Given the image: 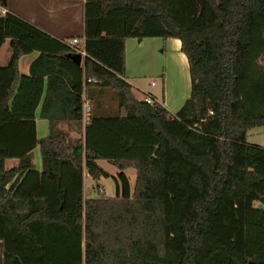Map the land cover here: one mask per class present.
Wrapping results in <instances>:
<instances>
[{"label":"trees","instance_id":"16d2710c","mask_svg":"<svg viewBox=\"0 0 264 264\" xmlns=\"http://www.w3.org/2000/svg\"><path fill=\"white\" fill-rule=\"evenodd\" d=\"M84 1V66L64 41L0 15V48L11 40L0 66V264H264V146L248 141L264 126V0ZM149 37L180 39L188 58L191 94L176 113L153 94L137 99L126 80V40ZM46 76L50 131L38 138ZM89 82L116 91L125 114L91 107L72 144L55 122L84 119ZM99 159L120 169L116 195L85 199V168L109 176Z\"/></svg>","mask_w":264,"mask_h":264},{"label":"crops","instance_id":"0c3cea01","mask_svg":"<svg viewBox=\"0 0 264 264\" xmlns=\"http://www.w3.org/2000/svg\"><path fill=\"white\" fill-rule=\"evenodd\" d=\"M31 5L29 6L26 13L19 12L20 8H18L17 4H14L12 0H5V6H2L6 8L8 11H11L18 16L22 17L23 19L29 21L33 25L37 26L42 31L50 34L51 36L60 39L71 46L72 49L76 52L75 49L80 48L84 42H85V23H86V13H85V1L79 0V1H69V0H30ZM78 38L80 41V44H73V39ZM154 38L157 37H149L144 39H137V38H128L126 40V80L132 85L133 92L137 99L143 100L144 98H140L138 93H136V90L142 91L143 88H141L140 84L138 83V76L145 73L144 66L141 65L143 62L141 60H138L136 64V58L133 55L137 49L141 51V48H147L153 44H156L157 41H149V40H156ZM170 42L175 45L176 49H180V59L183 62L188 63L187 56L181 51V40L177 38H169ZM10 39H7V41L3 44V46L0 48V66L6 65L10 59L11 56V47H10ZM8 46L6 52L4 55H2V49ZM40 52L34 51L28 54H24L20 57L18 66H19V72L23 75H28L31 72V65L32 63L39 57ZM85 59H82V63L80 66H84ZM146 67V66H145ZM130 78H135V81H131ZM47 79L48 76L45 77V87L44 90V96L42 98V102L39 104V106L36 109V126H37V136L38 138H44L48 135L50 131V121L42 116V109L43 104L45 100V96L47 94ZM84 86H86L87 82L86 79H84ZM90 85L88 87H85V93L84 98L87 93V88L91 90V94L94 97L96 101V106L98 110L93 111L95 114L99 116H106L103 115L101 110H106L108 108H111V104L108 103L107 96L108 92L110 91V88L107 87H101L95 82H89ZM156 85H152L151 87L154 88ZM154 90V89H153ZM148 92L154 95L156 97L157 101L159 102V98L157 97L156 93L154 94L153 91H144ZM145 93V94H148ZM49 94H52V91H49ZM161 103V102H160ZM54 105L51 106V111L57 110L62 106V103L59 101H55L53 103ZM99 104V105H97ZM96 108V109H97ZM125 112L121 113L120 115H124ZM88 119L84 117L82 121H69V120H58L55 122L56 128L58 132L65 134L67 137V140L75 144L78 140H83L85 138V126ZM40 125L43 127V131H47V134H44V136L40 137ZM9 160V159H8ZM7 160V161H8ZM34 160V158H33ZM104 159L97 160V163L105 170L107 171L102 165L101 162ZM19 163V161H18ZM18 163L14 164L13 166L18 165ZM7 164V162H6ZM34 167L38 170H42V162L41 166L39 168L36 167L34 161H33ZM7 166V165H6ZM12 166V167H13ZM9 168V167H8ZM11 168V167H10ZM108 172V171H107ZM109 173V172H108ZM125 173L129 177L130 176L127 173V170H125ZM103 177V176H102ZM95 180L92 178V176L89 174L88 170L85 168L84 171V198H94L99 197L101 194H98L96 196H88L87 190H86V179L88 178L91 180L92 184H98L100 185V188L103 184L102 179ZM131 184V183H130ZM132 186V185H131ZM106 195H108V191H106Z\"/></svg>","mask_w":264,"mask_h":264},{"label":"rangeland","instance_id":"374dc122","mask_svg":"<svg viewBox=\"0 0 264 264\" xmlns=\"http://www.w3.org/2000/svg\"><path fill=\"white\" fill-rule=\"evenodd\" d=\"M14 4L18 5L20 8L19 12L26 13L31 5L30 0H12ZM157 41L156 44H153L147 48H141V51L137 49L133 54L136 58V64L138 60L143 62L145 73L138 76V83L140 84L142 91L136 90L140 98L146 96L144 91H153L159 98L161 102L171 113H176L185 103L187 98L191 94V77L189 65L187 62H183L180 59V49H176L175 45L170 42L167 38L157 37L154 38ZM8 46H5L1 51L2 55L6 52ZM260 63L264 65V57L260 59ZM146 66V67H145ZM127 76V73H126ZM131 81H135V78H130ZM155 82V87L152 88L151 84ZM154 89V90H153ZM111 92L107 93L108 103L111 104V108L101 110L103 115L106 116H118L122 112H125V109L121 108L119 105V97L116 91L110 88ZM91 103L93 111H97L96 101L91 94V90L87 88V93L85 96ZM99 105V104H97ZM97 108V109H96ZM89 117V116H88ZM40 137L47 134V131H43V127L40 125ZM49 134V133H48ZM248 141L253 144H258L264 146V126H258L252 128L248 132ZM32 157L34 158V163L37 168L41 166L42 162V153L41 147L37 146L32 151ZM18 163V159H9L7 161V167H12L14 164ZM101 165L109 172V176L102 177V185L92 184L91 180L86 179V192L88 196H96L98 194L107 193L108 196H115L117 192L118 173L120 169L110 163L107 160H102ZM127 173L130 176V185L132 191L135 188L136 183V170L134 168L127 169ZM255 206H259V202H255Z\"/></svg>","mask_w":264,"mask_h":264},{"label":"built area","instance_id":"2783aa9c","mask_svg":"<svg viewBox=\"0 0 264 264\" xmlns=\"http://www.w3.org/2000/svg\"><path fill=\"white\" fill-rule=\"evenodd\" d=\"M7 11L8 10L6 8L0 6V15H5L7 13ZM73 44H80L79 39L78 38H74L73 39ZM75 50H76V52L80 53L84 59L87 57V53H86V49H85V42L80 48H77ZM88 81H91V79H89ZM152 85H155V82H152ZM144 99L148 103H153L154 102V98L152 97L151 93L146 94ZM90 112H91V103L85 97L84 98V105H83L84 117L88 119V116H89ZM211 113H213V112L211 111Z\"/></svg>","mask_w":264,"mask_h":264},{"label":"water","instance_id":"95a60500","mask_svg":"<svg viewBox=\"0 0 264 264\" xmlns=\"http://www.w3.org/2000/svg\"><path fill=\"white\" fill-rule=\"evenodd\" d=\"M141 40V39H139ZM68 56L75 62L77 63L78 65H81L82 63V55L78 52H75V53H69Z\"/></svg>","mask_w":264,"mask_h":264}]
</instances>
